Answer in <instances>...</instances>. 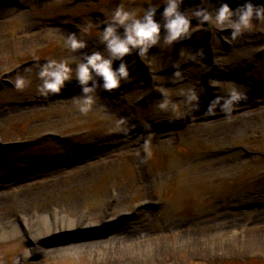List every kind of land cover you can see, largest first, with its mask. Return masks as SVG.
I'll return each instance as SVG.
<instances>
[{
    "label": "rangeland",
    "instance_id": "rangeland-1",
    "mask_svg": "<svg viewBox=\"0 0 264 264\" xmlns=\"http://www.w3.org/2000/svg\"><path fill=\"white\" fill-rule=\"evenodd\" d=\"M160 2L0 0V77L15 81L22 75L29 81L22 90L0 85L2 142L29 143L20 151L0 149V202L11 196L0 204V228L26 215L54 210L71 217L88 211L89 221L94 222L109 201L112 215L128 211L127 215L137 216L108 235L91 229L52 237L46 243L41 240L38 246L54 244L52 252L49 247L40 250L24 234L4 235L0 230V264H264V176L260 175L264 171V20L253 19L250 30L232 39V29L227 28L221 38L214 26L204 27L193 19L191 47L181 44L182 39L165 44L162 29L160 42L143 58L138 50L131 54L129 60L140 64L128 65L129 80L110 96L101 92L103 81L98 80L101 87L90 94L94 102L87 113L79 109L82 87H70L77 81L74 69L83 54L107 55L99 40L102 22L111 19L118 6L134 12ZM209 2L210 11L221 3L235 10L245 0ZM204 5L201 0H184L181 10L191 12ZM254 5H264V0ZM72 33L87 41L84 49H71L67 37ZM205 35L210 51L202 44L198 55L194 46ZM206 58L213 72L205 85L200 81L208 74ZM33 59L38 62L24 65ZM47 59L66 61L73 78L59 93L45 97L37 91L41 83L37 72ZM16 66L21 67L17 75L12 73ZM137 66L144 67L146 75L131 74ZM176 71L181 79L174 78ZM149 85L154 92L167 91L177 103L176 113L171 106L161 110L160 102L146 109L137 101ZM207 87L212 91L203 94ZM233 87L244 94V100L225 108L222 99L212 107L217 96H226ZM187 89L199 96L191 105L187 94H180ZM184 119L189 125L180 128ZM130 157L142 167V189ZM144 201L151 206L134 212ZM125 230L134 232L132 238L139 239L141 232L148 239L160 238L166 248L156 251L146 245L133 253L121 248L99 253L91 248L58 249L98 239L111 241ZM29 249L37 256H30Z\"/></svg>",
    "mask_w": 264,
    "mask_h": 264
},
{
    "label": "clouds",
    "instance_id": "clouds-1",
    "mask_svg": "<svg viewBox=\"0 0 264 264\" xmlns=\"http://www.w3.org/2000/svg\"><path fill=\"white\" fill-rule=\"evenodd\" d=\"M184 0H161L159 5L149 3L143 10L142 15L130 12L121 4L112 13L110 21L105 22V27L99 36L100 43L105 46L107 55L100 51L91 54H83V60L75 66V79L82 87V100L79 109L82 113H87L94 102V97L90 95L94 92L97 81L96 77L102 78V88L107 91L117 89L122 82L129 80V66L123 61V58L133 50H138L137 54L143 58L148 50L157 45L161 40V30L165 35L163 41L167 45H172L180 39L188 38L195 29L192 27V20L196 19L198 24L209 27H215L217 30L232 29L231 38L236 39L243 32L250 30L253 19L257 21L264 20V5H254L252 0L245 2L236 8L231 9L228 3H221L218 8L209 11L205 7H199L191 10H181ZM207 3V0H201V4ZM163 5V11L160 13V20L156 19L157 10ZM123 29L121 33L119 29ZM88 31V29H84ZM68 43L73 51L84 49L87 41L78 38L75 33L67 37ZM190 59H194L190 57ZM120 60L118 68H114V61ZM178 67V65L176 66ZM37 76L41 81L38 86V94L48 97L50 94L59 93L65 86V82L73 78V68L66 61L56 59H47L42 65H38ZM175 79H181V72L176 71ZM92 82L90 85L89 82ZM29 81L22 75L17 76L14 81V87L22 90ZM162 99L158 107L163 110H169L171 106L172 113L177 111V103L168 98L165 90H160ZM187 94V103L189 105L199 100L198 94L193 89L182 90L181 95ZM244 94L238 88H231L226 96H217L212 101V107H215L220 101L224 100V107L230 108L238 103Z\"/></svg>",
    "mask_w": 264,
    "mask_h": 264
},
{
    "label": "bare ground",
    "instance_id": "bare-ground-1",
    "mask_svg": "<svg viewBox=\"0 0 264 264\" xmlns=\"http://www.w3.org/2000/svg\"><path fill=\"white\" fill-rule=\"evenodd\" d=\"M241 100H244V99H241ZM249 122L252 123L253 120H250ZM27 195L29 194H25V196ZM8 198H11V196L2 197L0 204H5L6 202H8ZM111 218H115V217L112 216ZM88 220H89L88 216L87 217L73 216V218H70L67 221L66 219H64L63 212L61 210H56V211L54 210L53 212H46L36 217L26 215L20 221H18V219L17 221H10L9 225L7 224L3 226L2 228H0V230L5 231L4 235L8 233H10L11 235L12 234H20V235L24 234L26 240L30 239L31 244L38 245V243L41 240H45L46 242L47 239H51L52 237H59L60 235L64 233H68V234L75 233L77 231L76 229L78 225H82V229H87L93 224V223L90 224ZM109 221L112 222L113 219H109ZM101 223H102V219L96 222L92 227L101 226ZM10 228L12 229L9 230ZM132 235H134V232H128L127 230H125L123 232H120V234L115 236L111 241H108V240L99 241L100 239H98V241L95 240L94 242H87L84 245L79 246V245L73 244V245H68L67 247H61L58 249L62 250L63 252H73L77 248H87V249L91 248V250H96V252L99 253L101 250L105 252H111L118 248H121L122 250L131 249L130 251L131 253H133L135 251H138V249L145 247L146 245L155 246L156 251H163L166 248V245H164V241L160 238L155 240L152 238L148 239L145 236V238L143 239L140 236L138 239L137 237L132 238ZM134 239L137 240L138 242L137 241L135 242ZM142 239L145 240L144 243L140 242L142 241ZM58 249L55 248L54 250L56 251ZM49 251L52 252L53 249L50 248L48 252ZM36 252L37 251L34 249H29L27 253H29L30 256H37Z\"/></svg>",
    "mask_w": 264,
    "mask_h": 264
},
{
    "label": "water",
    "instance_id": "water-1",
    "mask_svg": "<svg viewBox=\"0 0 264 264\" xmlns=\"http://www.w3.org/2000/svg\"><path fill=\"white\" fill-rule=\"evenodd\" d=\"M51 244V243H50Z\"/></svg>",
    "mask_w": 264,
    "mask_h": 264
}]
</instances>
